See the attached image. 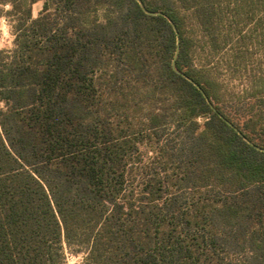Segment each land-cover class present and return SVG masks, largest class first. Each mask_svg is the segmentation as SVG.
<instances>
[{
    "label": "trees",
    "instance_id": "16d2710c",
    "mask_svg": "<svg viewBox=\"0 0 264 264\" xmlns=\"http://www.w3.org/2000/svg\"><path fill=\"white\" fill-rule=\"evenodd\" d=\"M10 2L0 264H264V0Z\"/></svg>",
    "mask_w": 264,
    "mask_h": 264
},
{
    "label": "rangeland",
    "instance_id": "374dc122",
    "mask_svg": "<svg viewBox=\"0 0 264 264\" xmlns=\"http://www.w3.org/2000/svg\"><path fill=\"white\" fill-rule=\"evenodd\" d=\"M43 9V2H38L33 7V16L34 18H37L40 15V12ZM251 26L247 27L246 32L251 31ZM259 32H255L254 35L252 34V39L250 40V52L253 54V60L256 62V64H262L264 66V57H263V51L260 49L259 46V40L260 38L257 37V34ZM13 35L9 31V35L7 37L4 36L2 32H0V41L3 42V47H0V50H11L14 48V39ZM262 67V66H261ZM233 89L236 90L238 86H240V81L238 80H231V85ZM199 122H202V119L199 120ZM76 258H82V260H78L77 264H81L83 262V255H75L70 252H67V264L69 260L76 259Z\"/></svg>",
    "mask_w": 264,
    "mask_h": 264
},
{
    "label": "water",
    "instance_id": "95a60500",
    "mask_svg": "<svg viewBox=\"0 0 264 264\" xmlns=\"http://www.w3.org/2000/svg\"><path fill=\"white\" fill-rule=\"evenodd\" d=\"M139 5L141 6L142 10L147 14V15H150V16H164L166 17L170 24L172 25L173 27V30L175 31L176 33V36H177V48H176V53H175V56H174V59H173V64H172V67L174 69V71L176 73H178L179 75H181L182 77H184L185 79H187L189 82H191L195 87H197L200 92L204 95V97L206 98V100L210 103V99L209 97L207 96V94L205 93V91L203 90V88L195 81L193 80L191 77H189L187 74L181 72L178 67H177V59L179 57V53H180V50H181V37H180V32L176 26V24L174 23V21L172 19H170L165 13L163 12H153L151 10H149L146 6H145V3L143 2V0H136ZM211 104V103H210ZM212 108L217 112V110L215 109V107L212 105ZM221 117L230 125L232 126L241 136H243V138L245 139L246 142H248L249 144H251L252 146H254L255 148H257L258 150L264 152V148H261L257 145H255L254 143H252L247 137H245L242 132L236 128L230 121H228L225 117H223L221 115Z\"/></svg>",
    "mask_w": 264,
    "mask_h": 264
},
{
    "label": "clouds",
    "instance_id": "9594fccd",
    "mask_svg": "<svg viewBox=\"0 0 264 264\" xmlns=\"http://www.w3.org/2000/svg\"><path fill=\"white\" fill-rule=\"evenodd\" d=\"M12 8H13V5L10 2V0L7 3H0V9H3L5 12L11 11ZM9 31H10V26L8 25L7 17L0 16V32H2L5 37H7L9 35ZM3 46H4L3 42L0 41V47H3ZM78 260H82V258H76V259L69 260L68 264H77Z\"/></svg>",
    "mask_w": 264,
    "mask_h": 264
}]
</instances>
